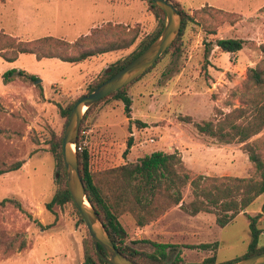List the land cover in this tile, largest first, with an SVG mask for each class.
<instances>
[{
    "label": "rangeland",
    "instance_id": "rangeland-1",
    "mask_svg": "<svg viewBox=\"0 0 264 264\" xmlns=\"http://www.w3.org/2000/svg\"><path fill=\"white\" fill-rule=\"evenodd\" d=\"M171 1L193 19L176 47L128 89L131 118L123 102L109 99L87 116L77 144L89 151L91 171L103 174V180L107 171L158 151L179 153L194 177L257 180L244 145L222 144L201 134L196 125L217 123L248 107L247 96L241 94L248 72L264 70V0ZM107 23L112 28L99 32L91 46L83 43L78 49L137 35L136 42L128 49L79 64L59 59L39 61L30 54L20 55L15 63L0 57V171L23 162L18 171L0 175V201L17 199L33 217L12 205L0 207V264H84L86 225L71 205L47 209L57 190L51 141L64 138L68 123L61 108L89 94L112 64L127 60L159 27L147 0H0V29L22 41L53 36L74 43ZM216 39H241L244 46L238 53H224ZM12 69L34 75L42 83L15 75V80L5 85L3 75ZM130 138L133 146L125 156ZM249 143H257L264 157V130ZM192 200L188 187L184 202ZM263 206L262 195L225 228L216 224L215 215L190 216L179 207L151 228L139 229L128 214L122 215L120 222L130 243L149 240L177 245L169 253L168 263L178 255L184 263H199L214 254L219 262L239 261L251 242L245 213H262L259 245L264 246ZM23 240L26 246L20 250ZM202 243L213 247L206 251L188 248ZM136 247L154 251L151 244Z\"/></svg>",
    "mask_w": 264,
    "mask_h": 264
},
{
    "label": "trees",
    "instance_id": "trees-1",
    "mask_svg": "<svg viewBox=\"0 0 264 264\" xmlns=\"http://www.w3.org/2000/svg\"><path fill=\"white\" fill-rule=\"evenodd\" d=\"M147 1L150 4L151 10L159 19L157 31L145 39L140 44L139 49L127 60H120L112 64L106 75L90 88L89 93L135 60L161 34L165 25V12L152 0ZM180 12L183 19L180 34L157 63L181 41L188 21H192L193 19L184 11L180 10ZM113 27L116 26L113 25ZM110 28H112L111 23H107L100 28H94L89 35L80 37L74 43H69L53 36L22 41L6 34L4 30L0 29V57L8 63H15L18 61L20 55L30 54L34 55L39 61L43 59H59L66 63L79 64L100 55L128 49L137 40V35H135L130 40L119 39L114 43L98 45L85 50L78 49L83 43H88L91 46L93 38L99 32L109 30ZM215 44L224 53L235 54L243 49L244 41L241 39H216ZM155 65L145 74L150 72ZM15 75L30 81L37 80L34 75L27 74L25 71L17 72L16 69H12L4 73V84L8 85L13 82ZM144 75L122 89L104 97L92 106L86 112L82 125L87 116L95 108L109 99L123 102L127 117L131 118L132 100L127 92L130 86L139 81ZM245 87V90L241 94L247 96L246 98L249 102L247 108L237 109L225 115L217 123L209 121L204 124H197L196 128L201 134L216 138L222 144L238 143L244 145L249 159L254 165L255 172L259 176L257 180L255 178L208 177L204 175L194 177L186 168L179 153L158 151L145 155L135 162L126 163L107 171L104 181L103 174H95L91 171L89 151L87 149L78 151L79 171L86 194L116 248L129 260L137 264H229L237 261L219 262L217 255L214 254L199 263H184L178 255L173 262L168 263L170 258L169 253H173L178 248L177 245L155 243L149 240L130 243L128 242V233L120 222V217L124 214L130 215L135 225L139 229H142L157 222L172 208L179 207L190 216H197L201 213L215 215L216 224L221 228H225L238 215L249 208L258 197L264 196V157L257 150V143H249L253 137L259 135L264 130V70L261 68L250 69ZM40 89L42 90L41 86ZM41 92L43 93V91ZM76 101L66 108H61L62 116L67 120H69ZM242 118L245 120V123H238L237 120ZM186 120L190 119L186 118ZM137 123L142 125L139 121ZM132 146L133 139L130 138L127 143L125 156ZM51 151L57 162V190L51 202L47 204V209L51 211L55 206L64 207L71 205L78 215L80 222L85 225L67 186V173L63 158V135L53 137ZM22 166L23 162H18L8 169L1 170L0 175L18 171ZM188 187L191 189L193 200L190 203H185L184 190ZM8 205L19 209L28 218H33L24 210L22 204L17 199L6 198L0 201V207ZM245 215L250 221L251 242L246 254L241 259L264 253V246L259 245L262 234V230L259 228V221L262 218V213L256 216H250L246 213ZM139 243L151 244L154 251L147 252L141 250L136 247ZM25 246L26 242L23 240L19 249L21 250ZM212 247L211 243H202L200 245H191L188 248L206 251L211 250ZM10 248H14V245H10ZM99 249L103 256H107L102 247H99ZM84 264H109L97 253L89 232L84 241Z\"/></svg>",
    "mask_w": 264,
    "mask_h": 264
},
{
    "label": "water",
    "instance_id": "water-1",
    "mask_svg": "<svg viewBox=\"0 0 264 264\" xmlns=\"http://www.w3.org/2000/svg\"><path fill=\"white\" fill-rule=\"evenodd\" d=\"M166 15V24L158 38L135 60L121 69L107 81L103 82L91 93L80 97L70 114L63 138V158L67 173V186L72 199L78 208L85 225L93 239L95 249L109 264H137L125 257L116 248L108 231L100 220L94 206L89 200L82 181L77 143L80 128L86 112L104 97L129 85L148 70H150L165 52L173 45L180 34L182 14L171 0H152ZM36 84L42 83L40 80ZM99 247H102L107 256H103ZM229 264H264V253L243 258Z\"/></svg>",
    "mask_w": 264,
    "mask_h": 264
},
{
    "label": "built area",
    "instance_id": "built-area-1",
    "mask_svg": "<svg viewBox=\"0 0 264 264\" xmlns=\"http://www.w3.org/2000/svg\"><path fill=\"white\" fill-rule=\"evenodd\" d=\"M77 150H78V151H82L83 148H82L80 145L77 144Z\"/></svg>",
    "mask_w": 264,
    "mask_h": 264
},
{
    "label": "crops",
    "instance_id": "crops-1",
    "mask_svg": "<svg viewBox=\"0 0 264 264\" xmlns=\"http://www.w3.org/2000/svg\"><path fill=\"white\" fill-rule=\"evenodd\" d=\"M148 228H151V226H150V227H148Z\"/></svg>",
    "mask_w": 264,
    "mask_h": 264
}]
</instances>
